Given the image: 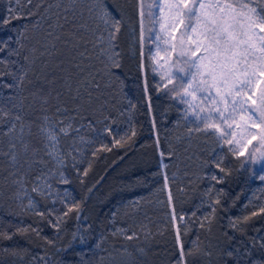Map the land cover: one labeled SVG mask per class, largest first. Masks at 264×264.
Instances as JSON below:
<instances>
[{"label": "snow or ice", "instance_id": "1", "mask_svg": "<svg viewBox=\"0 0 264 264\" xmlns=\"http://www.w3.org/2000/svg\"><path fill=\"white\" fill-rule=\"evenodd\" d=\"M10 2L14 6L7 9L6 16L0 17V26L27 19L31 23V30L38 31L41 35L39 38L29 37V29L25 25L22 26L24 30H18L15 36L0 38V53H6L7 57L0 56V173L5 171L6 165L7 177L18 187V198L20 192L24 190V184L31 179V191L42 198L51 199L54 194L53 180L58 178L60 184L70 183L65 175L69 166L81 178V183L84 182L83 178L89 175L91 163L85 168L79 166L83 161L78 160L77 156H82L83 150L77 146L76 140H73L72 146L66 152L61 147V137H69L73 133L79 135L81 128L85 126L95 130L96 122L91 114L97 110L102 111L107 97L115 95L116 84L120 82L117 70L121 68L119 53L115 49L122 21L109 7L107 0H10ZM164 3L175 7L177 17H182L178 19L177 26L184 25L185 29L182 37H186L189 44L194 45L187 51H181L175 61L183 64L178 71L188 77L187 81L173 85L167 90L175 93L176 97H180L182 102L188 105L196 119L203 122L205 131L209 128L215 129L220 133L218 139L226 144L232 143L229 137L233 136V132L229 129L236 124L237 117L246 118L254 127L264 126V91L260 92L257 99H253L255 90L252 87L254 84L264 83V0H164ZM153 8L162 12L163 4L158 0H152L151 4L145 6L144 0H140L142 41L145 17L152 25L147 29L149 33L155 31V25L161 24V18L152 11ZM200 24L203 25V29L193 41L192 33L197 32V25ZM69 25L66 30V26ZM88 35L92 39H86ZM30 39L34 42L29 47L25 42ZM160 42L167 43L157 31L153 43L156 44L158 51H168L167 48L161 49ZM13 44L16 47H13ZM62 49L68 52L66 59ZM181 57L187 58L181 60ZM174 75L175 73L170 74L167 78L161 75V80L166 78L167 82L171 83ZM6 77H10V81L5 82ZM3 89L10 90L11 94L5 96ZM25 92L28 93L27 96ZM197 92L202 94L201 102L223 104L225 110L215 107V116L211 115V112L201 116L200 113L204 109L196 110L185 99L187 96L195 97ZM216 97L220 99L217 100ZM93 105H99V109H94ZM187 114L186 112L185 115ZM31 116L34 118H30ZM77 121L87 123L76 126ZM221 124L227 127H219ZM236 126L239 127L238 124ZM104 131L112 134L110 127L106 126ZM131 134L134 136L135 131L133 130ZM100 135L97 134L96 140L87 141L83 136H79V143H96ZM122 139L124 137L114 140V143L122 146ZM252 139L256 137L253 135ZM251 142L248 141L249 144ZM99 143L100 147L91 153L93 157L97 156L99 151H111L107 144L102 141ZM230 151L236 154L235 148ZM161 155L163 156V153ZM239 155H243V152ZM250 162H264V154L260 160L252 156ZM216 167L221 172L225 171L219 163ZM210 179L217 184L223 182V178L215 174L211 175ZM260 180L264 182V175L260 176ZM167 181L168 177L165 176L166 188ZM211 192L212 189L209 188L205 195H210ZM68 196L69 193L65 192V198L59 201L53 199V207L50 209L38 208L30 197L28 208L41 220L46 219L58 234L64 218L72 211L78 212L80 209V204L70 202ZM171 201L172 196L169 192V202ZM57 202L62 203L66 211L53 219ZM220 203L219 196L212 201L209 205L211 212L200 221V228H205L207 222L208 231H211L216 205ZM261 214H264V206L245 216L243 223ZM192 215L195 216V213ZM172 220L183 223L185 217L183 215L177 217L173 213ZM241 223L239 220H231L229 226L233 230H240ZM16 232L21 235L29 232L40 235V229L33 225L16 226ZM118 232L129 242L139 239L135 231L120 229ZM13 235L15 233L0 231V238L3 239L11 240ZM46 242L54 243L52 240ZM80 243H85V240L81 238ZM192 243L193 248L185 250L181 233L177 229V264H189L188 258L197 255L211 256L208 248L199 247V237ZM257 244L264 249V236L254 238L249 246L238 245L228 250L226 254L231 258L238 256L242 264L244 261L246 264H264V257L256 260L252 256V249ZM96 247L99 248L100 244L98 243ZM10 254L18 255L15 250Z\"/></svg>", "mask_w": 264, "mask_h": 264}, {"label": "trees", "instance_id": "2", "mask_svg": "<svg viewBox=\"0 0 264 264\" xmlns=\"http://www.w3.org/2000/svg\"><path fill=\"white\" fill-rule=\"evenodd\" d=\"M138 1L107 0L122 21L115 49L121 64L117 70L120 82L116 84L115 95L107 97L104 109L91 115L96 122L95 130L103 132L99 141L107 144L111 151H99L95 157L92 151L87 154L86 161L79 165L85 168L91 163L83 183L69 166L70 202L79 203L80 209L64 218L58 234L46 219L41 220L32 210H18L9 203L11 185L5 165V171L0 173V231L15 235L11 240L0 238V264H177V229L185 250L193 248L192 242L199 237V247L211 251V256L189 257V264H242L238 256H227V251L238 245L249 246L254 238L264 236V214L243 223L245 216L264 206L259 204L261 197L255 192L259 183L257 169L226 145L219 144L208 130L186 127L175 96L157 89L146 26L145 40H141ZM13 6L10 0H0V17L6 16L7 9ZM25 25L29 37L39 38L41 33L32 31L27 19L0 26V38L15 36ZM69 27L66 26V30ZM86 39L92 37L88 35ZM33 42L30 39L25 43L30 47ZM62 52L66 59L67 50L62 49ZM0 56L6 57V53ZM10 79L6 77L5 82ZM3 94L7 96L11 92L3 89ZM93 108L99 109V105ZM86 123L77 121L76 126ZM105 125L112 129L111 135L104 131ZM197 128L201 130L196 131ZM81 129L86 135L95 131L86 126ZM121 137H124L122 146L116 145L114 140ZM99 141L93 151L100 147ZM217 163L224 172L216 167ZM213 174L223 178V182L212 181ZM165 176L168 177L167 188ZM209 188L211 194L205 195ZM218 196L221 203L216 205L211 231L207 222L205 228H200V221L211 212L209 205ZM173 213L177 217L183 215L184 222H174ZM231 220L242 222L240 230L229 226ZM27 225L38 227L40 235L16 232V226ZM120 229L137 232L139 239L125 240L118 232ZM81 238L85 243H80ZM13 250L18 255H11ZM252 256L259 260L264 257V249L257 244Z\"/></svg>", "mask_w": 264, "mask_h": 264}, {"label": "rangeland", "instance_id": "3", "mask_svg": "<svg viewBox=\"0 0 264 264\" xmlns=\"http://www.w3.org/2000/svg\"><path fill=\"white\" fill-rule=\"evenodd\" d=\"M139 2V9L138 14L141 22V16H140V0ZM159 3L163 4V11L161 12L157 8H153L152 11L157 14L161 18V24H163V30H161V24L155 25V31L152 33H149L147 29L149 27H152L150 22L148 21L147 17L144 18V25L146 26L147 31V41L149 46V54L151 58V69L152 74L154 77V82L156 83V87L158 90L168 91L167 89H170L173 87V85H178L181 82H186L188 77L183 73L178 71L180 68L183 67L182 63H175L177 61V58L179 57V54L181 51H187L190 47H194V45H190L187 41L186 37H182V33L185 31L184 25L177 26L178 19L182 17H177L175 7L171 4H165L164 0H158ZM152 0H144L145 6L148 4H151ZM187 22V21H185ZM203 25H197V32L192 33L193 41L197 39V36L200 31H202ZM159 31L160 35L163 36L164 41H167V43L160 42L161 49L167 48L168 51L163 50H157L156 44L153 43L155 39L156 32ZM145 38L143 39V41ZM183 41V42H182ZM188 55H190V52H188ZM187 57H181L180 59H184ZM194 58V57H193ZM155 68V71L153 69ZM175 73V75L172 78V82H167V76L170 74ZM161 75H164L166 78L165 80H161ZM166 85V87H165ZM195 85H193L194 87ZM253 89L255 90V95L253 96V99H257L260 95L261 91H264V83H261L259 85H252ZM192 89H189L191 91ZM172 96H175V93H171ZM201 93L197 92L195 97L193 96H187L185 99H187L193 106L196 108V110H199L200 108H203L204 111L200 113L201 116L208 115L209 112H211V115L215 116L216 113L214 111L215 107H219L222 110H225V106L223 104L219 105H213L207 101L201 102L200 97ZM213 95H215V92H213ZM176 104L180 111L182 121L187 126H190L192 128L193 126H199L201 128H204V124L202 121L197 120L196 117L192 114V110L188 108V105L183 103L180 97H176ZM217 100L220 99V97H216ZM188 113L185 115V113ZM34 118V117H33ZM239 125L237 127L236 125ZM106 126V125H105ZM221 128H226V125H219ZM192 130V129H191ZM209 132L214 134V136L217 138V141L219 144L226 145L229 149L235 148L237 156L241 157L243 160L250 162V159L252 156H255L257 160H260L261 155L264 154V126L257 128L252 126L250 123H248L245 119H240V117H237L236 124H233L232 128L229 129V131L233 132V136L229 137V139L232 140L231 144H226L222 140L218 139L220 133L217 132L213 128L207 129ZM99 132L95 130L93 133L89 132V135H86V132H83L81 129L79 135L73 133L72 136L69 137H61V147L67 152L70 147L73 144V140L75 139L77 142V146L80 147L83 150V155L77 156L78 160H82L83 162L86 161L87 154L91 151H93L94 146L97 144H80L79 143V136H83L84 139L87 140H96L97 134ZM100 137L103 136V132L101 131ZM255 136L256 139H252V136ZM251 140L252 142L249 144L248 141ZM258 149V151H257ZM243 152V155H239V153ZM251 163V162H250ZM255 168L257 169V176L259 183L255 189V192L261 197L259 204H264V182L260 180V176L264 175V162L260 163H252ZM67 176V172L65 173ZM11 190L9 191L10 198L9 203H13L16 206V209H29L28 208V202L29 198L31 197L33 201L37 204V207L40 209H44L45 207L50 209L53 207L52 200L56 199L59 201L61 198H65V192L69 193V196L67 199L70 201V191H69V184H60L58 183V178L56 180H53V189L54 194L51 199H45L37 195L36 193H33L31 191L32 183L31 179L28 180L23 186L24 190L20 192L19 198L17 197V191L18 187L16 185H13L11 183V178L9 179ZM58 191V195H56V192ZM56 212L53 214V219H55L56 215H60V213L64 209V205L62 203L57 202L55 204ZM55 230V229H54ZM111 261V258H109ZM115 264V263H112Z\"/></svg>", "mask_w": 264, "mask_h": 264}]
</instances>
